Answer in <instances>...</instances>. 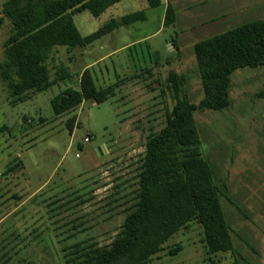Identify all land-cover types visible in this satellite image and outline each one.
Listing matches in <instances>:
<instances>
[{
  "label": "rangeland",
  "instance_id": "rangeland-1",
  "mask_svg": "<svg viewBox=\"0 0 264 264\" xmlns=\"http://www.w3.org/2000/svg\"><path fill=\"white\" fill-rule=\"evenodd\" d=\"M6 1L0 0V17ZM155 1L123 0L99 18L88 11L75 15L83 36L111 19L135 17L85 48H54L49 67L55 84L48 91L29 93L14 105L0 77V264H66L65 249L77 243L110 245L137 202L147 139L165 127L174 106L170 73L184 77L182 94L198 105L203 90L194 45L264 20V0ZM169 4L175 22L165 27ZM10 33L5 20L1 62ZM91 64L96 87H115L114 96L55 116L52 98L77 88ZM66 73L71 78L62 79ZM231 84V106L198 111L195 120L224 192L220 200L234 251L211 254L202 227L191 223L147 264H264V98L258 97L264 67L236 71ZM177 245L182 251L169 256Z\"/></svg>",
  "mask_w": 264,
  "mask_h": 264
},
{
  "label": "trees",
  "instance_id": "trees-1",
  "mask_svg": "<svg viewBox=\"0 0 264 264\" xmlns=\"http://www.w3.org/2000/svg\"><path fill=\"white\" fill-rule=\"evenodd\" d=\"M121 1L7 0L1 10L0 28L8 20L11 33L4 45L5 60L0 61V77L12 104L25 102L29 93H42L54 86L49 67L54 48H85L129 25L134 13L111 19L97 32L83 36L74 22V16L84 11L99 18ZM148 2L158 5L155 0ZM174 22L175 11L169 4L164 26ZM193 52L202 100L198 105L192 103L182 94L184 77L170 73L168 88L175 103L167 111L165 127L147 139L138 175L137 202L125 217L122 231L108 246L84 241L65 249L66 264H147L165 250L167 241L191 223L202 227L203 241L211 254L234 251L232 231L220 200L224 192L217 186L215 172L204 156L195 114L229 108L231 76L240 69L264 67V20L249 21L201 40ZM64 78L71 76L66 73ZM114 94L115 87L98 89L93 72L87 68L79 76L78 87H67L52 98L51 106L54 115L61 116L87 101L103 104ZM258 97L264 98V91ZM75 122L76 118L69 120L71 132ZM182 249L177 245L168 255L175 256Z\"/></svg>",
  "mask_w": 264,
  "mask_h": 264
},
{
  "label": "crops",
  "instance_id": "crops-1",
  "mask_svg": "<svg viewBox=\"0 0 264 264\" xmlns=\"http://www.w3.org/2000/svg\"><path fill=\"white\" fill-rule=\"evenodd\" d=\"M94 64H91V65H88V66H86L85 68H83V70L81 71V73L85 70V69H87V68H89V67H92ZM81 73H80V75H81ZM79 75V76H80Z\"/></svg>",
  "mask_w": 264,
  "mask_h": 264
},
{
  "label": "built area",
  "instance_id": "built-area-1",
  "mask_svg": "<svg viewBox=\"0 0 264 264\" xmlns=\"http://www.w3.org/2000/svg\"><path fill=\"white\" fill-rule=\"evenodd\" d=\"M85 142H89V140L86 138V139H85Z\"/></svg>",
  "mask_w": 264,
  "mask_h": 264
}]
</instances>
